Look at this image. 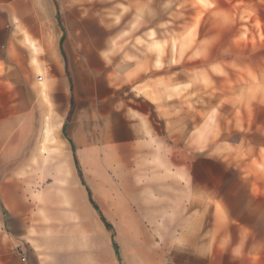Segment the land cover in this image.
<instances>
[{
	"label": "crops",
	"instance_id": "obj_1",
	"mask_svg": "<svg viewBox=\"0 0 264 264\" xmlns=\"http://www.w3.org/2000/svg\"><path fill=\"white\" fill-rule=\"evenodd\" d=\"M56 7L0 0V264H264V216L213 176L222 164L201 162L196 173L195 149H183L172 172L124 98L119 50H85L81 40L73 60ZM80 69L98 81L99 102L97 129L81 132L65 128L68 73ZM30 149H113L108 169L126 180L105 179L99 194L76 167L77 177L53 179Z\"/></svg>",
	"mask_w": 264,
	"mask_h": 264
},
{
	"label": "rangeland",
	"instance_id": "obj_2",
	"mask_svg": "<svg viewBox=\"0 0 264 264\" xmlns=\"http://www.w3.org/2000/svg\"><path fill=\"white\" fill-rule=\"evenodd\" d=\"M53 1L73 60L81 40L85 50H119V70L131 84L124 98H131L144 137L157 141L172 172L187 158L183 149H195L196 173L199 163L219 161L213 176L228 178L229 191L243 193L244 204L263 219L264 0ZM68 78L65 128L97 129L98 81L82 69ZM128 153L122 150L121 159ZM73 155L85 184L99 194L105 179L126 180L127 171L108 169L113 149L29 151L41 167L51 163L53 179L68 170L77 177Z\"/></svg>",
	"mask_w": 264,
	"mask_h": 264
},
{
	"label": "trees",
	"instance_id": "obj_3",
	"mask_svg": "<svg viewBox=\"0 0 264 264\" xmlns=\"http://www.w3.org/2000/svg\"><path fill=\"white\" fill-rule=\"evenodd\" d=\"M74 164H75V167H76V169H77V171H78V176H79V178L81 179V181H82V174H81V172H80V169H79V166H78V163H77V160H76V158L74 157ZM90 201H91V199H90ZM91 203H92V201H91ZM92 205H93V207L98 211V209H97V207L92 203ZM101 220L105 223V226L107 227V229H111V227H110V225L109 224H107L105 221H104V219L101 217ZM115 247V250L117 249V247L116 246H114Z\"/></svg>",
	"mask_w": 264,
	"mask_h": 264
}]
</instances>
